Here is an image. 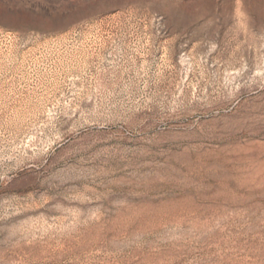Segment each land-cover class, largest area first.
Instances as JSON below:
<instances>
[{"label":"rangeland","instance_id":"obj_1","mask_svg":"<svg viewBox=\"0 0 264 264\" xmlns=\"http://www.w3.org/2000/svg\"><path fill=\"white\" fill-rule=\"evenodd\" d=\"M0 264H264V0H0Z\"/></svg>","mask_w":264,"mask_h":264}]
</instances>
